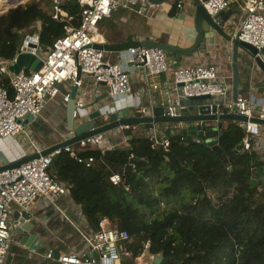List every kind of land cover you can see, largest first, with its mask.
Instances as JSON below:
<instances>
[{
  "label": "trees",
  "instance_id": "1",
  "mask_svg": "<svg viewBox=\"0 0 264 264\" xmlns=\"http://www.w3.org/2000/svg\"><path fill=\"white\" fill-rule=\"evenodd\" d=\"M47 3H20L0 14L1 54L13 57L23 32L36 20L42 22L45 50L65 33L66 20L54 17V8L43 10ZM61 7L73 16L71 23H80L78 0ZM2 79L14 93L10 78ZM250 89L243 83L244 95ZM245 134L241 122L228 121L219 132L224 156L194 132L173 126L168 147L145 134L130 135L127 144L111 148L63 147L49 170L65 183L93 228L107 217L128 230L130 238L119 242L121 249L133 252L125 262H135L150 241V252L163 257L154 264H264V186L252 183L263 159L254 149H238ZM90 156L94 161L88 166ZM114 172L121 175L118 183L111 180Z\"/></svg>",
  "mask_w": 264,
  "mask_h": 264
},
{
  "label": "built area",
  "instance_id": "2",
  "mask_svg": "<svg viewBox=\"0 0 264 264\" xmlns=\"http://www.w3.org/2000/svg\"><path fill=\"white\" fill-rule=\"evenodd\" d=\"M208 11L218 14L230 7L232 3L241 9L242 19L239 29L234 33L242 40L254 44L259 49V54L264 57V0H202ZM137 3H151L150 0H84L80 12L81 21L74 25L67 21L64 25L65 33L58 36L47 50L40 44V26L36 22L33 32L37 46H31V53L40 56L43 65L34 70L23 66L18 72L11 70L10 65L18 61L19 51L13 57H6L0 53V140L6 142L7 138L21 137L22 142L30 149V153L41 152L43 146L37 141L31 127L24 125L21 119L31 114L38 116L47 104V101L59 94L61 86L69 81L71 85H77L80 90L77 94L78 110L85 106V96L88 91L81 89L86 84V78L90 77L96 83H106L108 92L112 96L119 93L131 92L130 72L123 67L121 61L110 60L106 57V50L96 44H103L105 39L99 33V22L112 14L114 9L120 6L132 7ZM181 9L184 0L178 1ZM64 14L56 9L53 14L56 18H63ZM73 16H69L71 20ZM129 61L137 67H141L143 77L152 79V87H164L168 96L165 114L177 115L185 107L183 100L192 95L211 94L215 99L224 96L229 91L226 83L221 79L218 68L214 63H197L190 65H172L167 51L159 46H139L129 56ZM162 73H166L164 77ZM10 76V82L14 93L11 94L2 76ZM71 88L63 93V100L71 97ZM255 94L244 95L240 93L236 101V110L241 114L264 118V104L259 100L255 102ZM219 100V99H218ZM233 101L226 100L223 111L233 110ZM140 110L145 111L144 105ZM222 111V110H221ZM80 112V111H79ZM77 110L75 111V114ZM139 123H125L121 128L132 129L134 134L140 133ZM246 134L242 139L239 150L244 151L255 146L261 149L264 146V128L260 123L245 121ZM104 133H97L81 138L78 143L81 147L98 145L104 137ZM156 145L162 144L168 147L170 139L167 135H148ZM130 139V136H127ZM254 144V145H253ZM71 146H67L70 148ZM41 154L18 166L0 171V264H3L11 246L12 229L11 204L16 202L26 208L38 196L46 198L48 203L57 204L63 195H69L64 182L55 179L50 173L53 155ZM27 153V152H26ZM21 158V157H20ZM82 160V158H79ZM94 161L90 156L86 159L88 166ZM1 165V164H0ZM121 175L118 172L111 174V180L118 183ZM84 221L88 217L82 213ZM89 223V222H88ZM82 230L84 238L88 242L89 253L78 254L76 252H61L56 258L58 264H116L115 258H120L118 264H154L155 257L160 254L149 252L150 241L144 245L142 252L135 257V262H125V257H131L133 252L128 249L118 250L121 240L130 238L127 229H122L107 217L99 221V227ZM115 243V246L111 244ZM54 249L50 248L47 256L54 257ZM97 253V255H95ZM125 256V257H124ZM148 256L152 260L145 261L142 257ZM141 257V260H138ZM123 259V260H122ZM123 262H122V261Z\"/></svg>",
  "mask_w": 264,
  "mask_h": 264
},
{
  "label": "crops",
  "instance_id": "3",
  "mask_svg": "<svg viewBox=\"0 0 264 264\" xmlns=\"http://www.w3.org/2000/svg\"><path fill=\"white\" fill-rule=\"evenodd\" d=\"M178 1L164 0L160 3H137L132 7L120 6L114 9L111 15L106 16L99 22V33L103 35L105 42L124 40L131 33L135 38L150 37L175 45L190 46L195 42L197 35L194 21V4L191 0H184V5L180 9L177 5ZM221 12L227 16V30L234 34L241 24V9L232 3L230 7ZM59 19L66 20V22L70 21L67 15H63V18L60 17ZM39 21L36 20L34 24L36 25V22L39 23ZM35 25L31 28L32 31H28L29 34H33ZM213 36V41H210L209 37L205 38L206 46L204 48H200L195 53L183 55L181 65L216 64L221 79L224 80L229 88L227 94L218 97V99L228 101L232 92V45L220 33L216 32ZM133 52L134 49L120 52L106 50L107 58L121 61L123 67L130 72L132 91L112 96L108 92L106 83L99 84L87 77L85 80L86 84L81 88L88 91L87 96H85V106L79 110L81 115H87L94 111L96 105L102 107L104 113H107L106 111L108 110L123 109L130 106L141 108L143 105L164 104L166 106L168 104L165 88L161 86L158 88L152 87V79L148 80L143 77L144 70L129 61V56ZM167 53L171 64L175 65L174 52L167 51ZM239 65L243 83H246L251 88L250 94L259 96L260 102L264 104V72L253 65L252 60H250L249 55L244 50L240 51ZM165 75L166 73L161 74L162 77ZM8 77L10 78V76ZM72 87L73 85L67 81L65 86H61L59 94L50 98L43 111L28 123L43 148L60 142L72 134L67 126V102L63 100V93L68 88L72 90ZM254 88H262L260 91L263 90V92H257ZM223 107L224 105L221 104L219 110H223ZM183 111H185V108L182 109ZM230 120L233 119L225 120L224 126ZM79 121L80 119L77 118V122ZM239 122L244 124L243 121ZM262 125L264 128V124ZM172 126L174 124L163 123L147 128L140 124L139 134L149 135L155 133L158 136L162 134L168 136ZM177 127L182 128L178 125L174 126V128ZM190 130L188 129L189 132H192ZM127 131H131V134H128ZM104 135L98 145L102 148H111L127 144L129 141L127 136H132L134 133L132 129L118 127L104 132ZM21 137L7 138L6 142L0 140V164L12 162L32 153H30V149L25 143L21 141ZM70 146L72 147V145ZM250 149L258 152L263 159L264 146L261 149L252 146ZM257 173V177H259V172ZM11 208L12 239L9 253L3 264H58L55 257L47 256L50 248L55 250L53 254H56L57 250L60 253H89L88 242L84 238L82 230L77 228V224L80 223L81 228L87 230V224H90L88 223L89 220L88 222L83 220L81 206L72 200L69 195L61 196L57 204L48 203L46 198L40 195L26 208L19 206L16 202L11 204ZM22 209H26L30 217L36 220L28 234L18 231L15 227L14 214L17 210ZM118 250H121L119 244ZM142 258L144 259V256ZM138 260H141V257ZM119 262L120 258H115L114 263L118 264Z\"/></svg>",
  "mask_w": 264,
  "mask_h": 264
},
{
  "label": "water",
  "instance_id": "4",
  "mask_svg": "<svg viewBox=\"0 0 264 264\" xmlns=\"http://www.w3.org/2000/svg\"><path fill=\"white\" fill-rule=\"evenodd\" d=\"M154 3H160L164 0H150ZM194 4L195 14V28L196 39L190 46L175 45L170 42L158 40L155 38H135L133 34H128L124 40L117 42H104L103 44H96L99 47L104 48L107 51H124L129 49H135L139 46H159L164 48L168 52H174L175 65H181L182 57L185 54H192L198 51L200 48L206 46V37L210 38V41L214 40V33H220L225 39L231 43V66L233 70L232 78V92L230 100L233 101V110L231 112L219 110V106L224 105L225 101L215 99L211 94H198L192 95L183 100L185 111L177 115L165 114L166 106L164 104H156L151 106H145V111L140 110V107H128L123 109L108 110L104 113L102 107L96 105L94 111L87 115H81L76 99L79 87L73 85L71 91V97L67 101V126L72 133L66 139L60 142L54 143L46 148H43L41 152H34L23 156L12 162L4 163L0 165V171L8 168L18 166L32 158L38 157L41 154H48L54 152L56 149L67 147L74 142H78L81 138L89 135L104 133L108 130L120 127L125 123H139L143 124L147 128L155 127L156 124H174L183 128L184 133H187L188 129H191L198 137L204 138L217 152L226 155V152L220 147L219 144V132L224 127V121L228 119L239 121H253L255 123L264 124V118L258 116H248L241 114L236 110V101L238 96L243 91L242 73L239 65L240 51L244 50L252 58L254 66L264 72V57L259 54V49L254 44L242 40L233 33H230L226 28L227 16L223 12L212 15L202 0H191ZM24 0H19L15 3L17 6L23 3ZM9 6L8 8H10ZM7 8V9H8ZM0 12H4L5 10ZM33 34H28L21 46L22 53L18 56V61L15 64L10 65L11 70L18 72L23 66L30 69L38 70L43 65V60L40 56L32 54L31 46H37ZM77 113L75 114V111ZM77 118L80 119L77 122ZM34 117L31 114L26 115L21 119L24 125H27L32 121ZM173 127V126H172ZM210 144V145H211ZM134 160H141L139 156H132ZM262 158V157H261ZM264 159V157H263ZM259 174H264V162L258 167ZM259 177H253L252 183L255 186L259 182ZM15 216V227L18 231L28 234L31 231L32 225L36 222L35 219L30 217V214L26 209L17 210ZM115 246V243L111 244ZM59 250H57L54 257L59 256ZM163 257L158 255L155 257V262L159 263Z\"/></svg>",
  "mask_w": 264,
  "mask_h": 264
},
{
  "label": "rangeland",
  "instance_id": "5",
  "mask_svg": "<svg viewBox=\"0 0 264 264\" xmlns=\"http://www.w3.org/2000/svg\"><path fill=\"white\" fill-rule=\"evenodd\" d=\"M33 1H36V0H24V2L23 3H25V2H33ZM40 1H41V3L44 5V3L46 2V1H49V3H47L45 6H43L42 8H43V10H50L51 8H56L55 7V5L56 4H59V5H61L63 2H65V1H67V0H37V2H38V5L41 7V4H40ZM80 3H81V5L84 3V0H78ZM11 7H14V6H11ZM10 7V8H11ZM9 9V8H8ZM7 9V10H8ZM7 10H5V11H7ZM4 11V12H5ZM3 13V12H2ZM29 31H32L31 29L29 30ZM33 31H34V29H33ZM27 34H29L28 33V31H24L23 32V36H24V39H23V41H22V44H23V42H24V40H25V38H26V35ZM249 55V54H248ZM249 57H250V60H252V58H251V56L249 55ZM264 87V86H263ZM262 87V88H263ZM262 88H254V90L255 91H257V92H260V93H262L263 92V90L262 91H260ZM259 95V94H258ZM259 96H257L256 97V99H255V102L256 103H258L259 102ZM225 127V126H224ZM223 129V128H222ZM221 131V130H220ZM141 134H143V133H141ZM263 143H264V141H263ZM211 144V143H210ZM72 146L73 147H75V148H80L81 146L79 145V143L78 142H74L73 144H72ZM211 146H212V144H211ZM262 156H264V154L262 155ZM259 178H260V180L259 181H262V185L261 186H264V174H259ZM144 260L145 261H147V262H150L152 259L151 258H149L148 256H144Z\"/></svg>",
  "mask_w": 264,
  "mask_h": 264
},
{
  "label": "bare ground",
  "instance_id": "6",
  "mask_svg": "<svg viewBox=\"0 0 264 264\" xmlns=\"http://www.w3.org/2000/svg\"><path fill=\"white\" fill-rule=\"evenodd\" d=\"M17 1H19V0H0V11H1L5 6H7L8 4L13 3V4H11V5H15V3H16ZM55 6H56V8H57V10H58L59 12L65 13V14H67V16H69L68 13H67L66 11H64V10L62 9V7H61L59 4H56Z\"/></svg>",
  "mask_w": 264,
  "mask_h": 264
}]
</instances>
